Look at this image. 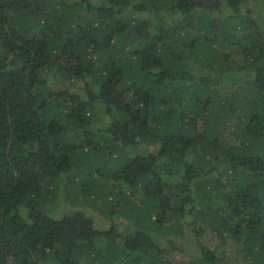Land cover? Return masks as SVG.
Returning a JSON list of instances; mask_svg holds the SVG:
<instances>
[{"label":"trees","instance_id":"1","mask_svg":"<svg viewBox=\"0 0 264 264\" xmlns=\"http://www.w3.org/2000/svg\"><path fill=\"white\" fill-rule=\"evenodd\" d=\"M233 257L264 264V0H0V264Z\"/></svg>","mask_w":264,"mask_h":264},{"label":"rangeland","instance_id":"2","mask_svg":"<svg viewBox=\"0 0 264 264\" xmlns=\"http://www.w3.org/2000/svg\"><path fill=\"white\" fill-rule=\"evenodd\" d=\"M62 86H64V84L57 83V85H55V89L61 88ZM150 149H153V148L151 147V148H149V150ZM67 187L68 186H65V185L60 186V190L57 193V196L55 199V206H54V210H53L54 216H61L63 213L66 214V213H70L69 211H72L74 209L83 208L87 211V214L94 219L95 225L97 227L105 228V226L110 225V221L107 218H105L101 214V211H100L104 207V205H106V201L104 199H102V197L96 198V201L93 203L92 202L87 203L84 195H80V196L76 195V196H74V200H76L77 203H79V204L77 205V207H74L73 206L74 204L69 202L70 197H69L68 193L65 191ZM191 227L192 226L190 224H187L186 232L184 231L185 232L184 235L186 234V238H185L186 240L184 239L185 241L182 240L183 237L179 238V237H177V235H172L169 237L170 239L176 241L179 248L181 249V250L174 251L173 253H175V254L172 255L179 260L180 259L181 260H188L190 258L189 256L191 255L192 250L190 249V244H188V240H189V238H191V235H192V237L194 236L193 234L190 233V230L192 229ZM161 241H162L161 243L163 245L165 241L164 240H161ZM202 241L204 243L209 244L212 249L218 245L217 238H215L213 236H211L209 239H206V238H205V240L202 239ZM231 262L233 264H245L241 260H238V258H236V257H233L231 259Z\"/></svg>","mask_w":264,"mask_h":264}]
</instances>
